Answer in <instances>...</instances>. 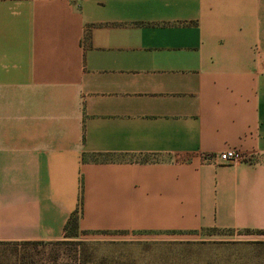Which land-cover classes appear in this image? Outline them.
<instances>
[{
  "label": "crops",
  "instance_id": "obj_1",
  "mask_svg": "<svg viewBox=\"0 0 264 264\" xmlns=\"http://www.w3.org/2000/svg\"><path fill=\"white\" fill-rule=\"evenodd\" d=\"M74 213L264 232V0H0V242L64 239Z\"/></svg>",
  "mask_w": 264,
  "mask_h": 264
},
{
  "label": "rangeland",
  "instance_id": "obj_2",
  "mask_svg": "<svg viewBox=\"0 0 264 264\" xmlns=\"http://www.w3.org/2000/svg\"><path fill=\"white\" fill-rule=\"evenodd\" d=\"M41 244L0 242V264H264V232H213L223 239L152 240L75 231ZM206 238V237H205Z\"/></svg>",
  "mask_w": 264,
  "mask_h": 264
},
{
  "label": "built area",
  "instance_id": "obj_3",
  "mask_svg": "<svg viewBox=\"0 0 264 264\" xmlns=\"http://www.w3.org/2000/svg\"><path fill=\"white\" fill-rule=\"evenodd\" d=\"M209 157L208 155H204V159ZM221 162L225 163H236V162H248L252 163L255 160L253 155L242 153L237 149H226L220 152L216 156Z\"/></svg>",
  "mask_w": 264,
  "mask_h": 264
},
{
  "label": "trees",
  "instance_id": "obj_4",
  "mask_svg": "<svg viewBox=\"0 0 264 264\" xmlns=\"http://www.w3.org/2000/svg\"><path fill=\"white\" fill-rule=\"evenodd\" d=\"M70 227L74 228L75 231L77 232V219H76L75 213L70 216L69 220L67 221V223L64 227L65 238H68L70 235L73 234V232H69ZM64 239H61V240H64ZM57 241H59V240H57ZM13 242H18V241H13ZM44 242H52V241H22V243H24V244H33V245L34 244H41Z\"/></svg>",
  "mask_w": 264,
  "mask_h": 264
}]
</instances>
